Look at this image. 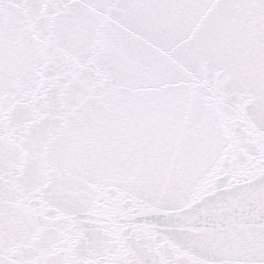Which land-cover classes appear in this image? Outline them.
Here are the masks:
<instances>
[{
	"label": "snow or ice",
	"instance_id": "1",
	"mask_svg": "<svg viewBox=\"0 0 264 264\" xmlns=\"http://www.w3.org/2000/svg\"><path fill=\"white\" fill-rule=\"evenodd\" d=\"M0 264H264V0H0Z\"/></svg>",
	"mask_w": 264,
	"mask_h": 264
}]
</instances>
